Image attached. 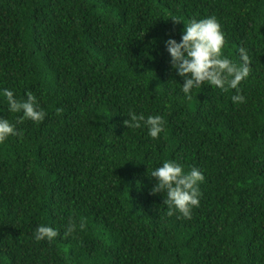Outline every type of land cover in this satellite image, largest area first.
<instances>
[{
    "label": "trees",
    "instance_id": "1",
    "mask_svg": "<svg viewBox=\"0 0 264 264\" xmlns=\"http://www.w3.org/2000/svg\"><path fill=\"white\" fill-rule=\"evenodd\" d=\"M208 16L226 56L248 49L244 104L209 85L186 99L170 67L164 41ZM3 88L47 116L0 96L19 132L0 144V264H264V0H0ZM129 110L163 116L160 138ZM164 160L204 174L190 220L150 194ZM70 218L86 227L65 237ZM41 223L52 243L32 238Z\"/></svg>",
    "mask_w": 264,
    "mask_h": 264
},
{
    "label": "clouds",
    "instance_id": "2",
    "mask_svg": "<svg viewBox=\"0 0 264 264\" xmlns=\"http://www.w3.org/2000/svg\"><path fill=\"white\" fill-rule=\"evenodd\" d=\"M176 22L180 19L172 18ZM180 40L169 37L164 41L165 49L169 55V63L175 74L183 79L180 91L186 99H191L194 90L203 85H209L221 92L235 90L231 96L234 105L244 104L247 97L243 93L241 84L246 81L252 72L251 59L245 46L238 48L239 62L224 54L226 46L225 33L220 21L215 16L202 19H191L184 23ZM0 96L7 102L10 113H22L21 120L42 122L47 112L40 106L37 98L26 93V99L17 98L16 93L9 88L0 89ZM128 119L123 124L128 129L144 128L147 135L153 140L160 138L165 131L166 121L161 115H147L129 110ZM19 135L17 125L0 115V144H4L10 137ZM147 175L155 180L150 194H162L163 205L166 206L165 215L190 220L195 208L200 206V184L203 183L204 174L197 167L185 168L176 160H164L154 167ZM86 227L83 221L77 222L69 219L65 226L64 236H74ZM60 232L47 225L38 224L32 238L36 242L47 241L52 243Z\"/></svg>",
    "mask_w": 264,
    "mask_h": 264
}]
</instances>
